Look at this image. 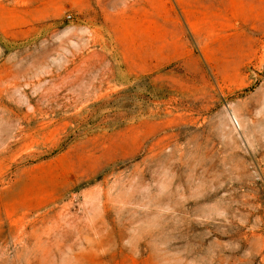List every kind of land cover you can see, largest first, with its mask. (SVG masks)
Returning <instances> with one entry per match:
<instances>
[{
	"label": "rangeland",
	"instance_id": "1",
	"mask_svg": "<svg viewBox=\"0 0 264 264\" xmlns=\"http://www.w3.org/2000/svg\"><path fill=\"white\" fill-rule=\"evenodd\" d=\"M0 264H264V0H0Z\"/></svg>",
	"mask_w": 264,
	"mask_h": 264
}]
</instances>
